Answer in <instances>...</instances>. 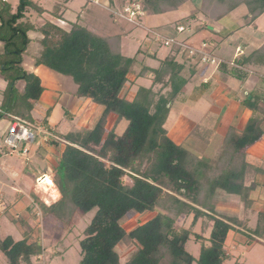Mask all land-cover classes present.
<instances>
[{
	"label": "trees",
	"instance_id": "1",
	"mask_svg": "<svg viewBox=\"0 0 264 264\" xmlns=\"http://www.w3.org/2000/svg\"><path fill=\"white\" fill-rule=\"evenodd\" d=\"M118 1L123 8L127 3H139L152 16L176 11L191 0ZM241 6L248 11V24L264 14V0H202L197 12L218 21ZM45 12L42 5L32 0H19L15 11L8 0L0 4V70L6 74L11 92L16 90L23 102L18 108L17 103L10 101L5 114L32 122V102L43 94L40 78L22 66L31 32L42 36L43 51L36 65L71 78L78 86L79 98L103 108L91 130L63 135L64 143L51 138L54 146L64 147L57 169L72 182V187L56 185L49 177L56 199L41 188L40 195L35 193L37 203L63 222L64 227H69L71 208L82 214L96 212L80 243V264H122L116 249L127 239L136 242L139 250L126 264H193L195 259L186 249L193 235L202 243L198 264H225L230 260L228 234L245 228L247 222L204 207L206 200L220 191L246 200L248 191L264 187V183L255 181L257 174L247 155L248 149L264 138L260 101L252 95L247 98L251 118L241 133L229 130L222 154L209 163L193 150L175 143L165 129L173 104L188 84L183 65L168 57L153 70L152 86L141 87L134 99L128 100L121 93L134 71L136 58L123 54L122 37L97 34L81 26L80 21L71 23L70 30L52 22L39 27L31 21L42 18ZM220 70L236 74L226 65H221ZM18 82L25 85L22 92L15 87ZM110 115L128 122L124 135L117 136L113 130L107 134ZM127 173L133 179L130 186L124 182ZM130 213L155 215L127 231L121 221ZM183 216H193L194 223L204 219V232L211 230L209 245L203 235L176 226ZM250 233L264 239V209ZM0 252L9 264H32V259L40 257L43 251L36 242H15L7 237L0 240Z\"/></svg>",
	"mask_w": 264,
	"mask_h": 264
},
{
	"label": "rangeland",
	"instance_id": "2",
	"mask_svg": "<svg viewBox=\"0 0 264 264\" xmlns=\"http://www.w3.org/2000/svg\"><path fill=\"white\" fill-rule=\"evenodd\" d=\"M32 1L39 3V5H42L46 10L41 20L31 19V21L35 22L38 26L43 25L45 22H52L60 25L66 30H70L71 23H75L78 20L81 26L94 30L97 34H105L108 36L117 35V29L109 25L108 30H106L107 27H105V33H103L104 30L100 32L96 28V24L100 22L99 19L103 20L107 25L108 21H111L112 18L109 12L104 11L99 8V6L92 5V3L88 4L85 0H73L72 4H67V0ZM1 3L2 1L0 0V4ZM8 3L15 11L19 5V0H8ZM86 5L88 8L90 7L89 12H82ZM66 6L70 9L67 10ZM115 8L120 10L117 4H115ZM74 11H76L77 14H74ZM79 12L82 14L79 15ZM141 22L143 21L140 20V24ZM121 23L124 25V23L127 22L122 21ZM110 25L112 26V24ZM29 36L32 40L23 56L22 64L23 68L28 72L30 70L26 69L27 64L31 63L32 60L35 61L33 63H36L43 51L40 42L42 38L41 34L33 32ZM152 38L154 39L153 35ZM257 39L258 38H256L253 46L258 45L260 42H258ZM129 42L131 43V46H129L130 50L128 51L126 49V44V50L123 51L125 56H129V52H135L140 47L138 43ZM155 44L156 43H153V48L157 47ZM162 47L166 52L170 51L168 47L164 45ZM215 48V46H212V49ZM250 48L253 49L252 46ZM209 51L211 52V48ZM2 52L3 46L0 44V53ZM234 62L236 63V61ZM218 65L220 66V63L217 64V66ZM229 65L234 67L232 62H230ZM207 66L208 65H204V67ZM211 67L213 68L214 65ZM36 68L37 72L33 73L41 80L43 94L39 100L33 101L32 104L34 108L43 110L42 114L44 115H47L56 103L59 104L62 108V113L60 114L61 120L58 126L56 125L58 131L54 134L51 132V130H54L53 128H49L51 130L47 129L49 127L46 125L48 119L46 120L45 116L34 112V110L31 113L33 120L30 123L35 128L36 133H38V140L36 139L35 143H43V147L46 149L47 154H49L48 159L43 160V158L36 153L37 150L33 148L35 147L33 146L35 143L28 145V149L32 150V155L29 157H22V155L18 153L6 157L2 156L4 151L10 153V148L4 145V139L1 135L8 128V124L12 119L9 116H0V240L3 241L7 237H12L15 242L25 239L29 240V243L36 242L42 247L43 252L40 257H34L32 259V264H80L83 259L80 243L85 238L84 232L92 222L96 212L92 211L87 214H82L71 208L69 209V217L71 219L69 227H64L65 224L63 222L50 213L48 209H45L37 203L36 197H32L31 200H29L27 199V194L35 180L36 182L39 180L38 184L40 186L43 185L45 188L39 187L51 193L55 199L57 196L51 180L56 185L67 189L72 187V182L68 181L67 177L57 169V163L60 161L64 147L62 144L60 147L54 146L51 138L64 143L63 135L68 133H84L91 130L99 121L103 113V108L93 104L91 101V107L94 105L97 106L95 110L85 108L82 112H79L82 100L77 95L78 86L73 80L43 66H37ZM238 73L244 74L242 71H238ZM5 75L6 74L0 70V109L5 111L9 105L8 103L12 100L14 103H17L18 108H20L23 103L20 95L16 90L11 92L10 83L7 81ZM205 80L208 81L209 78ZM213 81L222 82L226 85L231 83L230 80L222 77H216ZM143 85L147 86L145 83ZM15 87L22 92L25 85L23 82H18ZM225 89V96L221 93H219V96H210V94H207L204 95L203 100L198 101L197 104H191L189 105L190 107L187 106L177 124L176 122L174 124L171 122V126H175L173 130L171 126L165 128L169 131V137H171L175 143L193 150L198 153V155L204 157L209 163L217 159L220 153L222 154V148L225 144L224 139L227 137V128L225 127L228 126L223 125L222 121L223 111L228 104V97L234 99L236 94L239 93L238 97L243 99L242 109L243 107L248 109L247 98L249 99L251 95L256 99L264 97V94L261 93L263 90L262 87L257 88L253 93L250 92V95H246L243 91H238V89L234 90L233 87L228 85L225 86ZM246 91L248 92V90ZM121 94H123L125 98H132V96H129V89H123ZM131 100H133V98ZM180 102L183 104L182 100H180ZM233 108H236V106L232 103L231 109ZM262 109L264 110V108ZM45 121L47 122L46 124ZM262 121H264V119ZM128 125L126 120H118L115 115H110L106 124L107 134L113 130L117 136H122ZM261 127H263V122ZM33 153L35 156H33ZM263 165L264 163L259 167H263ZM34 173L35 177L33 176ZM43 175L49 176L51 180L45 176L43 177ZM251 181L252 179L248 180L247 184L251 185ZM259 181L264 182V179H260ZM124 182L129 186L132 185V175L127 173V175L124 176ZM35 191L37 194H41L38 188H36ZM247 193L249 199L246 200L243 196H230L222 191L215 197H212V199L206 200L207 205L204 208L212 209L217 214L237 216L241 220H246L247 222L245 228L239 227L237 230L231 231L228 234L226 247L230 254V260L225 264H264V239L256 238L250 233V230L256 227L259 212L264 209V188L261 191L255 190L254 192L248 191ZM257 194L259 196H257ZM154 215L155 213L141 215L130 213L124 217L121 223L127 231H130L138 224L147 221ZM14 219H16L17 222H14ZM204 222V219H200V221L194 223L193 216H183L177 220L176 226L179 229H190L195 234L203 235L207 239L206 245H209L210 242L208 239L210 238L211 230L208 229L204 232ZM201 247L202 243L197 242L193 235L186 246L187 251L195 259L193 264H198ZM116 250L119 254L120 262L126 264L138 252L139 245L133 240L127 239L121 242ZM0 264H9L8 258L2 252H0Z\"/></svg>",
	"mask_w": 264,
	"mask_h": 264
},
{
	"label": "crops",
	"instance_id": "3",
	"mask_svg": "<svg viewBox=\"0 0 264 264\" xmlns=\"http://www.w3.org/2000/svg\"><path fill=\"white\" fill-rule=\"evenodd\" d=\"M85 1H87L88 4L92 3V5L99 6V8L109 12L112 20L108 21V24L106 25L103 20L99 19L100 22L96 24V28L100 32L104 30L103 33H105V27H107L106 30H108V25L110 27L116 28V34L122 37V52L126 49L128 51L130 50L129 46H131V43L129 41L138 43L140 46L138 50L132 53L129 52V56H127L130 58H136L134 71L129 76V82L124 88V90H130L131 95L129 94V96H132L133 99L141 87L150 88L152 86L154 79L153 70L158 69L165 59L172 57L175 58L176 61L181 65H183V76L188 80V84L185 86V88L182 90V93L173 104L168 120L165 124V128L170 127L171 122L173 124L176 122L177 124L180 116H182L184 113L185 108L187 106L190 107L189 105L191 104L195 105L198 101L203 100L204 95L210 94V96H219V93H221L223 96H225V86L227 85L233 87L234 90L238 89V91H243V93L246 95H250V92L253 93L257 88L262 87L263 90L261 93L264 94V14L257 18L254 22L248 24V11L246 7L241 6L226 17L218 21H214L207 19L203 14L197 12L202 5V0H191L183 4L176 11L168 12L162 15H147L144 19H142L143 22H141L140 25H133L128 23L120 16V13L123 12L124 8L120 5L118 0H113V2L110 0H99L98 4L89 2L88 0ZM66 3L72 4L73 0H67ZM115 4H117V7H120V10L115 8ZM66 8L67 10L70 9L67 6ZM89 10L90 7L88 8L86 5L82 12H89ZM73 13L77 14L76 11ZM81 14L82 13L79 12V15ZM41 19L42 18H38V20ZM121 20L127 23L122 25ZM110 24H112V26ZM181 26L185 28V31L179 32L178 29ZM152 31H158L167 38L183 41L190 47L194 48H199L203 43H206L209 49L211 48V54L219 59H222L225 62L224 64L227 66V68L229 70H235L236 74H230L228 72L221 71V64L220 66L214 65L213 68L211 67L213 65L209 64H207L209 66H207L208 68L204 67L205 64L201 62L199 55L190 57L188 56L187 52L184 53L177 46L168 47L170 51L166 52L162 49L163 44L152 38ZM256 38H258L257 40L260 42L258 45L253 46ZM153 43H156V48H153ZM126 44L127 48L125 46ZM212 46H215L216 48L212 49ZM251 46L253 49L250 48ZM234 61H236V63ZM33 62L35 61L32 60V62L26 66V69L30 70V73L37 72V65ZM230 62H232L234 67L229 65ZM224 64L222 65L225 66ZM238 71H242L244 74H240ZM216 77L227 78L231 81V83L226 85L222 82L213 81ZM241 77L243 79H241ZM207 78H209L208 81L205 80ZM144 83L147 86L143 85ZM246 90H248V92ZM238 94H236L234 99L228 97V104L223 111L222 123L223 125L228 126L225 127L227 128V133L231 129H234L237 133H241L251 118L250 116L253 114L249 108L247 109L243 107L242 109L243 99L238 97ZM121 95L123 96V94ZM81 100L82 104L80 106L79 112H82L85 108H91L92 110L96 109L97 106L95 105L91 107V100ZM180 100L183 101V104L180 102ZM258 100L260 101V107L264 108V97L261 99L258 98ZM232 103L236 106V108L231 109ZM42 111L43 110L40 108H34V112L45 116L46 120L48 119V123L46 125L49 127L46 128L48 130L53 128L54 130H51V132L57 133V126L61 120V106L56 103L50 110V114L47 115L42 114ZM0 114L11 117L12 121L9 122H13L14 117L10 114H5V111H2L1 109ZM10 123L8 124V128L1 135V137L4 139V145H6L5 138L7 137V131L9 129ZM174 127L175 126L173 125L171 126L172 130ZM262 128L264 129V121ZM33 146H35L33 148L37 150L36 153L40 155L43 160L48 159L49 154H47L46 149L43 147V143H35ZM31 151L32 150L29 149V152L25 156L22 155V157H29L32 155ZM247 155L249 161H251V164L254 165L255 174H257L255 181L257 183H264L259 181L260 179H264V165L263 167H259L264 163V138L249 148ZM2 156H8V152L4 151ZM33 156H35L34 153ZM35 173L33 175L34 177ZM44 176L49 179V176ZM37 182L36 180L33 182L34 184L31 186V189L27 194V199L31 200L32 197L34 198L35 193L37 194L35 189H40L41 186L39 187ZM52 186L54 187V184ZM263 188L264 187L257 186L256 190L261 191ZM257 196L259 195L257 194Z\"/></svg>",
	"mask_w": 264,
	"mask_h": 264
},
{
	"label": "built area",
	"instance_id": "4",
	"mask_svg": "<svg viewBox=\"0 0 264 264\" xmlns=\"http://www.w3.org/2000/svg\"><path fill=\"white\" fill-rule=\"evenodd\" d=\"M2 1L6 2L7 0ZM88 1L96 4L99 3V0ZM146 15V11L139 3L128 4L124 7L123 12L120 13V16L123 19L133 25H140V20L144 19ZM178 30L179 32H183L185 31V28L181 26ZM151 34L157 42L162 43L166 47L177 46L184 53L187 52L190 57L199 55L201 62L205 65H217L224 62L222 59H219L211 54L206 43H203L199 48H194L190 47L183 41H177L173 38L164 37L158 31H152ZM37 134L38 133H36L35 128L31 125V123L14 117V120L10 123L7 131V137L5 138V144L10 148V153H8V155L16 153L26 155L29 152L28 145L35 143L38 136Z\"/></svg>",
	"mask_w": 264,
	"mask_h": 264
},
{
	"label": "bare ground",
	"instance_id": "5",
	"mask_svg": "<svg viewBox=\"0 0 264 264\" xmlns=\"http://www.w3.org/2000/svg\"><path fill=\"white\" fill-rule=\"evenodd\" d=\"M38 182H39V180H38ZM38 182H37V183H38ZM38 185H39V184H38ZM39 186H40V185H39ZM41 187L45 188L43 185H41ZM43 190H45V189H43Z\"/></svg>",
	"mask_w": 264,
	"mask_h": 264
}]
</instances>
